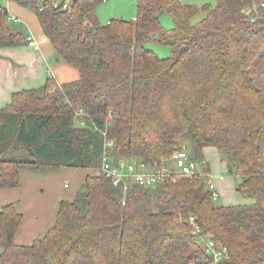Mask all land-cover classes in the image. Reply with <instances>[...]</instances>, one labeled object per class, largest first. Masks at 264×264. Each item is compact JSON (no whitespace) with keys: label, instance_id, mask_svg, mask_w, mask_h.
<instances>
[{"label":"trees","instance_id":"16d2710c","mask_svg":"<svg viewBox=\"0 0 264 264\" xmlns=\"http://www.w3.org/2000/svg\"><path fill=\"white\" fill-rule=\"evenodd\" d=\"M11 1L35 13L55 57L79 78L59 85L49 76L0 110V191L19 187L25 169H98L112 140L114 161L148 165L181 149L200 161L213 148L251 203L215 204L208 163L190 180L151 189L86 175L30 245L15 241L23 219L15 205L0 209V264H211L189 218L225 249L220 264H264V0L201 8L137 0L134 20L106 23L95 14L106 0H73L65 11ZM5 18L0 12V49L25 44ZM148 42L169 46L170 56L160 59ZM73 108L83 113L78 125Z\"/></svg>","mask_w":264,"mask_h":264},{"label":"crops","instance_id":"0c3cea01","mask_svg":"<svg viewBox=\"0 0 264 264\" xmlns=\"http://www.w3.org/2000/svg\"><path fill=\"white\" fill-rule=\"evenodd\" d=\"M0 12H4L6 17L13 16L18 20L16 23L7 22L5 18L9 31L21 35L25 40L23 45L0 49V110L10 103L14 93L40 89L49 74L59 85L79 78V74L76 77L74 70L62 65V60L55 57L36 15L29 9L11 0H1ZM29 37L37 45V50L27 44L26 39ZM64 76V80L68 81L59 82V77ZM203 156L219 191L221 205L226 207L247 204L246 199L239 200L241 195L235 190L236 183L228 175L216 150L205 148ZM85 173V170L79 169L50 170L45 173L25 169L19 187L0 191V209L4 205L14 204L23 216L15 241L18 240L21 245H30L42 236L52 226L59 202L74 197Z\"/></svg>","mask_w":264,"mask_h":264},{"label":"built area","instance_id":"2783aa9c","mask_svg":"<svg viewBox=\"0 0 264 264\" xmlns=\"http://www.w3.org/2000/svg\"><path fill=\"white\" fill-rule=\"evenodd\" d=\"M39 1H49L52 8L65 11L70 8L73 0ZM178 1L181 2L183 0ZM246 14H248V11ZM6 20L7 22H18L13 16H7ZM26 42L28 45L32 46L34 50L38 49L32 38H27ZM75 115L82 117L83 113L78 111ZM113 145L114 143L112 140L104 141V151L101 157L100 167L97 170L99 174L109 178L112 181L113 186H121L123 190L131 184L151 189L167 183L174 184L181 179L190 180L197 174H202L203 168L207 165L205 159L200 161L192 160L185 149L179 150L170 158H162L158 163H154L153 165L144 164L140 161L131 162L127 159L114 161L110 153ZM205 175L206 189L210 193L211 200L216 202L218 199L217 187L212 180L211 174L206 172ZM188 222L192 226L191 234L194 235L198 244L204 249V251L211 256V264H220L225 249H221L220 246L218 247L213 241L211 235H203L201 229L195 224L193 218H189Z\"/></svg>","mask_w":264,"mask_h":264},{"label":"rangeland","instance_id":"374dc122","mask_svg":"<svg viewBox=\"0 0 264 264\" xmlns=\"http://www.w3.org/2000/svg\"><path fill=\"white\" fill-rule=\"evenodd\" d=\"M136 1L137 0H106L104 3H101L96 8L95 14H97V16H98L97 18H98V21L100 23H106V22H109L110 20H113V19H121V20H125V21L134 20L135 16H136ZM184 3L194 5L197 8H201V7L206 6V5H208L210 7H214L216 4V0H184ZM30 12L35 15V13L33 11L30 10ZM203 16L204 15L201 12L198 13L196 16H194L191 19V23H195V22L199 21ZM160 22H161L163 29H165V30H170L173 28L172 19H171L170 15H168L167 13L161 14ZM145 47L147 49L153 51L160 59H166L170 56V50L171 49L167 45L160 44L157 42H148L145 45ZM61 62H62L61 63L62 65L67 66V68L74 70L76 77L78 76L79 73L75 68H73L70 65H67L64 61H61ZM49 76H52V75L49 74ZM59 79H58L59 82L60 81H68V80H64V79H66L65 76H64V78L59 77ZM72 110L74 112H76L77 108H73ZM83 121L84 120H82L81 118H79L78 116L75 115L76 124L77 123L79 124V122H83ZM81 126H82V124H81ZM218 156L220 158L219 154H218ZM225 166H226V164H225ZM211 171H212V167H211ZM85 172H86L85 176L86 175H91V176H97L98 175L97 169L85 170ZM85 176L83 177L82 180H84ZM232 179L235 181V183L239 181L237 178H232ZM81 183L79 184V187L77 186L76 191L81 190ZM217 195H218V199L215 202V204L221 205L222 200L220 201L221 197H220L218 189H217ZM239 198H240L239 200L244 199L243 197H239ZM124 199H125L124 196H122V200H121L122 204L124 202ZM243 202L245 203V201H243ZM246 203L247 204L251 203V200H247ZM16 243L19 244L20 242H18V240H16Z\"/></svg>","mask_w":264,"mask_h":264}]
</instances>
